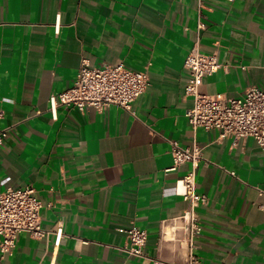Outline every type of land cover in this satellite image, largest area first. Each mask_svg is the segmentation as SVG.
Masks as SVG:
<instances>
[{
	"label": "crops",
	"instance_id": "0c3cea01",
	"mask_svg": "<svg viewBox=\"0 0 264 264\" xmlns=\"http://www.w3.org/2000/svg\"><path fill=\"white\" fill-rule=\"evenodd\" d=\"M193 47L221 64L200 92L264 89V0H0V193L32 185L49 232H20L1 264H182L187 202L175 181L191 165L169 169L170 142L193 140L203 157L196 191L207 197L193 253L202 264H264V149L192 130ZM82 59L147 71L131 112L60 106L51 118L49 95L72 86ZM132 226L147 233L142 258L123 250Z\"/></svg>",
	"mask_w": 264,
	"mask_h": 264
},
{
	"label": "built area",
	"instance_id": "2783aa9c",
	"mask_svg": "<svg viewBox=\"0 0 264 264\" xmlns=\"http://www.w3.org/2000/svg\"><path fill=\"white\" fill-rule=\"evenodd\" d=\"M59 26L57 18L54 24L56 33ZM203 28L205 22L199 18L197 30ZM220 66L215 52L202 53L197 47H193L186 55L184 67L188 70L189 78L184 87V94L190 96L193 102L185 112L188 124L193 131L219 130V137L231 138L233 143L252 138L259 148L264 149V89L250 86L237 97L199 91L203 78L212 75ZM148 81V73L145 70L131 69L123 63L94 67L87 59H82L72 86L49 95L47 111L53 120L57 118V108L60 106L80 111L88 107L102 111L115 106L131 112L132 102L146 90ZM2 115L0 110V119ZM6 134L7 130L0 126V146ZM170 145L172 166L169 169H175L185 163L191 165L190 170L175 181V193L187 202L182 220L188 254L182 264H202L193 253L194 239L201 232L196 208L207 200L204 194L196 191L195 169L203 159L201 146L194 140L184 147L177 141H171ZM34 192V187L26 184L19 188L8 187L0 193V264L5 255L12 253L20 232L26 231L34 238H42L49 233L41 226L42 204ZM61 230L59 226L55 231L57 242ZM124 232L127 244L123 245V250L126 254L133 258L144 257L146 231L132 226ZM173 238H176L175 234ZM152 264H160V261L153 260Z\"/></svg>",
	"mask_w": 264,
	"mask_h": 264
}]
</instances>
